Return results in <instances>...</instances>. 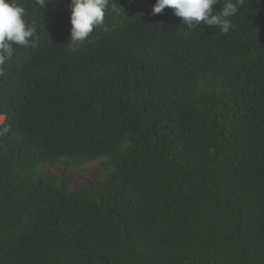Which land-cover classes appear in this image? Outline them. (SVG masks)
Instances as JSON below:
<instances>
[{"label":"trees","instance_id":"trees-1","mask_svg":"<svg viewBox=\"0 0 264 264\" xmlns=\"http://www.w3.org/2000/svg\"><path fill=\"white\" fill-rule=\"evenodd\" d=\"M48 2L19 0L39 43L0 74V264H264V0L228 34L110 0L75 44Z\"/></svg>","mask_w":264,"mask_h":264},{"label":"clouds","instance_id":"clouds-1","mask_svg":"<svg viewBox=\"0 0 264 264\" xmlns=\"http://www.w3.org/2000/svg\"><path fill=\"white\" fill-rule=\"evenodd\" d=\"M37 5L46 6L48 0H35ZM110 0H71L70 39L73 44L86 40L93 30L104 23L105 11ZM244 0H156L153 15L166 7L174 9L189 29L198 28L203 22L228 34L234 27L231 17L235 16ZM222 4V10L214 12V6ZM26 9L19 0H0V74L2 67L14 55V45L35 47L39 43L37 26L26 19ZM76 49L73 47L72 49ZM7 129H5V132Z\"/></svg>","mask_w":264,"mask_h":264},{"label":"rangeland","instance_id":"rangeland-1","mask_svg":"<svg viewBox=\"0 0 264 264\" xmlns=\"http://www.w3.org/2000/svg\"><path fill=\"white\" fill-rule=\"evenodd\" d=\"M6 116L0 120V124L4 123ZM101 161L87 163L83 166H75L67 172V179L70 181L72 189L87 187L90 184L100 181L105 172L100 167ZM41 171L50 175H54L62 179L64 175L63 166L57 164L53 167L43 166Z\"/></svg>","mask_w":264,"mask_h":264},{"label":"bare ground","instance_id":"bare-ground-1","mask_svg":"<svg viewBox=\"0 0 264 264\" xmlns=\"http://www.w3.org/2000/svg\"><path fill=\"white\" fill-rule=\"evenodd\" d=\"M5 117V115H0V120H2Z\"/></svg>","mask_w":264,"mask_h":264}]
</instances>
